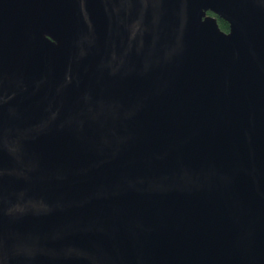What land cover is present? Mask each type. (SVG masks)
Wrapping results in <instances>:
<instances>
[{
  "label": "water",
  "instance_id": "95a60500",
  "mask_svg": "<svg viewBox=\"0 0 264 264\" xmlns=\"http://www.w3.org/2000/svg\"><path fill=\"white\" fill-rule=\"evenodd\" d=\"M0 264H264V0H0Z\"/></svg>",
  "mask_w": 264,
  "mask_h": 264
},
{
  "label": "trees",
  "instance_id": "16d2710c",
  "mask_svg": "<svg viewBox=\"0 0 264 264\" xmlns=\"http://www.w3.org/2000/svg\"><path fill=\"white\" fill-rule=\"evenodd\" d=\"M219 25L222 30L227 31L229 29L228 23L222 19H219Z\"/></svg>",
  "mask_w": 264,
  "mask_h": 264
},
{
  "label": "flooded vegetation",
  "instance_id": "af4514ba",
  "mask_svg": "<svg viewBox=\"0 0 264 264\" xmlns=\"http://www.w3.org/2000/svg\"><path fill=\"white\" fill-rule=\"evenodd\" d=\"M229 26V25H228ZM228 31V30H227Z\"/></svg>",
  "mask_w": 264,
  "mask_h": 264
}]
</instances>
